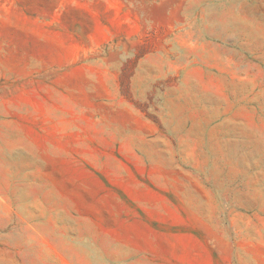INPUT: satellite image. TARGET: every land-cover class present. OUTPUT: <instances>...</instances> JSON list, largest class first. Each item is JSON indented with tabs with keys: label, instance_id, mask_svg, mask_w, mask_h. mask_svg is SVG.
<instances>
[{
	"label": "rangeland",
	"instance_id": "374dc122",
	"mask_svg": "<svg viewBox=\"0 0 264 264\" xmlns=\"http://www.w3.org/2000/svg\"><path fill=\"white\" fill-rule=\"evenodd\" d=\"M0 264H264V0H0Z\"/></svg>",
	"mask_w": 264,
	"mask_h": 264
}]
</instances>
